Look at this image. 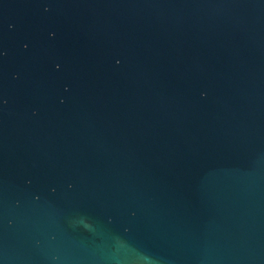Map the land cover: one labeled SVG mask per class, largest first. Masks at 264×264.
<instances>
[{
    "label": "water",
    "instance_id": "95a60500",
    "mask_svg": "<svg viewBox=\"0 0 264 264\" xmlns=\"http://www.w3.org/2000/svg\"><path fill=\"white\" fill-rule=\"evenodd\" d=\"M0 264H264V0H0Z\"/></svg>",
    "mask_w": 264,
    "mask_h": 264
}]
</instances>
